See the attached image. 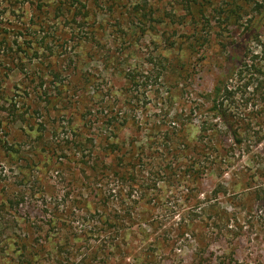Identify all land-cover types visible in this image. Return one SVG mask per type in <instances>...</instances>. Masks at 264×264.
Returning a JSON list of instances; mask_svg holds the SVG:
<instances>
[{
	"label": "rangeland",
	"instance_id": "obj_1",
	"mask_svg": "<svg viewBox=\"0 0 264 264\" xmlns=\"http://www.w3.org/2000/svg\"><path fill=\"white\" fill-rule=\"evenodd\" d=\"M144 1L0 0V42H10L0 44V264H218L231 250L226 264H264V114L254 139L229 153L231 161L212 150L199 157L202 175L193 177L196 122L186 115L195 95L210 92L224 71L219 30L198 53L186 51L182 42L190 40L193 24L170 25L166 18L156 27L139 26L128 12ZM182 1L147 0L161 13L186 15ZM60 2L71 5L73 17H61ZM197 3L218 24L219 3ZM247 11L238 15L245 20ZM232 28L222 36L240 37ZM155 58L174 64V75L152 80L148 60ZM128 68L150 75L141 74L129 89ZM38 90L52 98H37ZM173 114L185 136L173 133L172 141L180 135L188 146L176 147L177 159L169 162L154 144ZM83 115L86 136L96 144L100 123L130 120L114 134L125 148L143 147L155 167L132 182L116 169L91 178L69 149ZM162 170L171 178L158 175ZM99 192L106 207L97 203ZM122 207L124 216L114 217Z\"/></svg>",
	"mask_w": 264,
	"mask_h": 264
},
{
	"label": "trees",
	"instance_id": "obj_2",
	"mask_svg": "<svg viewBox=\"0 0 264 264\" xmlns=\"http://www.w3.org/2000/svg\"><path fill=\"white\" fill-rule=\"evenodd\" d=\"M202 1L210 4H212L213 1L219 3L218 12L216 9L214 12L219 15L221 20L218 24H215V26L212 24L213 18L206 16L204 11L202 12V10L196 9L198 5L197 0L182 1L187 11L186 15H177L174 12L161 13L159 8L154 9L147 0L144 1L142 8L138 7V4H132L128 12L129 15L135 17L139 26H144L149 23L151 27H156L161 25L166 18L170 25L175 26L187 27L189 23H192L194 26L193 34L189 35V37L187 36V40L190 38L189 41H183L182 43L187 42L186 51L193 53H198L205 46L210 44L214 36V29L219 30H217L218 32H216L215 37H219L221 48L224 49V71L215 81L210 92L195 95L194 101L190 104L191 109L189 110V114L186 115L190 121L194 120L196 122L197 136L195 139V147H197L196 154H198V156L196 159H193L190 163V168L187 167L184 173H188L189 168L192 176L197 178L202 175L200 166L201 159H199V157L210 155L212 150L216 151L218 154L224 151L228 162L231 161L229 153L235 149L234 147L241 146L244 142L254 139V136H251L254 135L252 131L256 128L259 121L262 120L261 117L262 114H264V5L256 1L252 2V0ZM243 7L249 8L247 13L250 17L245 20L238 15L239 11L244 10ZM71 9L72 7L68 3L60 2L56 11L61 13V17L65 15V12L67 14L70 13L71 17H73L74 14ZM240 20L242 21L240 22ZM230 27L233 30L240 29V37L235 38L237 36H230L228 31V36H222L226 32V29ZM228 37L231 38V41H228ZM225 40L227 42H225ZM1 41L0 44L3 45L4 48L10 46V42L7 38L3 37ZM14 43L18 45L16 40ZM173 46H175V42H172L170 47ZM165 62L167 61L161 60V58L148 60V64L151 65L152 73H154L153 77L150 76L152 80L154 79L157 82L159 79L163 80L174 75V64H165ZM137 68H128L124 70V79L129 89H133L134 86H137V78L141 74L150 75V71L143 69L138 70ZM178 69L181 70L182 67ZM77 80L82 79L79 77ZM175 85L177 86V83ZM58 95H60V92H58ZM50 96L51 95H47V91L44 90L38 93L37 98L42 99L43 97L48 100L52 98ZM31 112L33 114H39V110ZM85 118L86 116L83 115L81 121H77L81 123L83 129L73 128L74 138H71V146L69 149L74 152V157H78L77 159L80 167L88 169L92 174L90 175L91 178L102 176L104 173H112L116 169L122 171L123 175L127 176V180L132 182L143 169L150 165L155 167L154 164H152L154 161L151 162L149 158L145 156L143 147H141L140 152L135 150L132 145L125 148V144L120 142L118 136L114 134L115 132H119L122 127L128 125L130 120L121 118L120 123H116L115 119L108 120L106 123H100L99 134L95 137L99 142L96 144L94 137H89V135H87L88 137L86 136V133H89V131L85 130V127H87L85 121H88ZM180 119L178 114L171 115L170 128L158 139V143L156 142L154 144L157 146L155 148L156 152L159 153L164 160L169 162L172 158L174 161L177 159L174 154L178 152L176 147L188 146L187 144L182 145L184 140L180 138V135H178L177 143L172 141V136L175 135L173 133L182 132L184 135V130L181 128L178 130L177 128L179 127ZM38 126L39 127L36 129H40V131L45 130L42 124H38ZM105 131H109L112 136L106 135ZM227 140L230 141V145L227 144ZM253 143H260V139L257 138ZM227 147L230 148V151ZM4 148L6 150L12 149L9 146H4ZM127 149L129 150L126 154ZM53 151L56 152L58 150L54 149ZM107 156H112L110 163L105 162ZM158 165L159 168L164 166L163 163H159ZM162 172L163 173H158V175L165 179L171 178L173 174H168V172L164 170H162ZM123 175L120 178L124 177ZM98 189L101 190V188ZM95 196L97 197V203H102L104 207L108 205V198H104L101 192H99V194L96 193ZM8 203L13 205L12 200H8ZM126 211V208L122 207L116 211L114 217H118L119 214H123L124 216ZM111 220L113 219L107 221ZM125 221L129 222L130 219ZM121 226L122 223L120 227ZM118 229L117 226V230ZM234 255L235 252L231 250L228 254L229 257L223 256L226 260L230 257L233 259ZM206 256L207 255H203V257ZM29 257H31V254H29ZM225 260L218 264H226Z\"/></svg>",
	"mask_w": 264,
	"mask_h": 264
}]
</instances>
